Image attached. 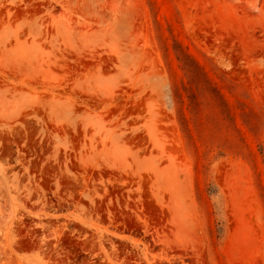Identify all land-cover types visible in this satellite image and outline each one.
Here are the masks:
<instances>
[{
  "label": "rangeland",
  "instance_id": "374dc122",
  "mask_svg": "<svg viewBox=\"0 0 264 264\" xmlns=\"http://www.w3.org/2000/svg\"><path fill=\"white\" fill-rule=\"evenodd\" d=\"M0 264H264V0H0Z\"/></svg>",
  "mask_w": 264,
  "mask_h": 264
}]
</instances>
